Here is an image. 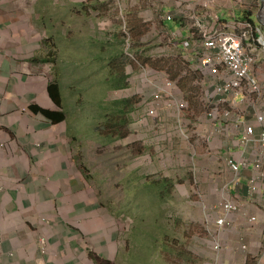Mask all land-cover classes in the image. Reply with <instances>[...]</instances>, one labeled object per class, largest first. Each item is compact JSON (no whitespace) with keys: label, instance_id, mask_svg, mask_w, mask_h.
<instances>
[{"label":"rangeland","instance_id":"rangeland-1","mask_svg":"<svg viewBox=\"0 0 264 264\" xmlns=\"http://www.w3.org/2000/svg\"><path fill=\"white\" fill-rule=\"evenodd\" d=\"M19 1L11 3L10 9H17L10 15L20 25L8 28L17 32L9 38L15 37L21 45L24 39H38L29 47L31 56L23 57L26 68L20 79L25 82L20 84L32 88L34 102L47 107L53 106L48 85L64 84L68 119L61 128L66 127L70 146L58 140L43 152L72 153L77 169L74 178L87 190V203L76 211L89 213V231L99 229L97 249L107 253L99 258L111 264H264V208L256 202L246 211L241 207L240 183L227 164L236 150L233 140L227 128L217 127L219 120L211 116L214 92L204 89L201 76L188 67L191 52L184 57L181 46L169 41L170 30L165 26L169 23L163 25L162 18L166 4L162 0ZM233 2L237 8L232 9L229 0H218L220 9L216 10L229 5L230 10L221 16L230 20L233 10H239L238 18L243 12L252 13L264 37L262 1ZM173 3L177 5L176 0ZM136 35L140 42L134 47ZM13 42L9 40L10 47L1 44L0 51L8 47L6 52H13ZM260 48L256 64L264 62V44ZM118 51L129 58L124 69L118 68L129 75V86L109 91L107 81L113 68H108V58ZM44 58L50 61L44 63ZM262 67L264 73V63ZM0 74L12 75L4 68ZM164 76L175 84L174 94L184 98L186 107L178 114L160 102L157 113L149 115V108L156 105L152 85L162 86ZM68 86L81 93L70 94ZM128 98L136 100L128 112L129 133L109 141L104 125L109 111L105 109ZM263 102L264 94L246 96L242 107L221 106L220 118L227 119L223 117L226 112L228 118L246 114V127L255 126L256 111L264 112ZM245 152H264V147H247ZM245 172L243 180L252 176L250 169ZM164 183L168 185L165 190ZM228 198L238 210L217 229L214 221L222 215L220 204ZM261 202L264 206V189ZM253 216L256 220L250 223ZM101 220L104 226L99 228ZM244 243L245 250L241 249Z\"/></svg>","mask_w":264,"mask_h":264},{"label":"crops","instance_id":"crops-1","mask_svg":"<svg viewBox=\"0 0 264 264\" xmlns=\"http://www.w3.org/2000/svg\"><path fill=\"white\" fill-rule=\"evenodd\" d=\"M229 1L233 9L235 4L233 0ZM12 2L13 0H0V45L10 47L9 40L14 41L11 43L14 46L13 52H6L8 47L5 52L0 51V70L4 68L12 73L8 77L7 74H0V264H94L89 253L100 258L107 253L97 249L96 233L99 229L96 227L95 232H92L87 227L91 220L89 213L85 211L81 214L76 211L87 203L84 196L87 190L82 188L79 178H74V170L77 172V169L73 164L72 153L43 152L53 148L58 140L69 144L67 129L61 128V124L54 125L44 115L33 112L30 109L32 105L51 110L56 107L54 104L51 107L43 106L40 101L35 103L34 90L28 85L20 84L25 82L20 79V72L23 67L26 68L23 57L31 56L32 50L29 47L38 43V39H24L22 41L25 44L21 45L14 40L15 37L9 38V35H17V32L16 29L8 28L20 25L10 15L17 9H10ZM166 6L172 11L177 5L172 1ZM216 8L217 5L214 10L220 16L222 11L230 10L229 5L218 11ZM237 11L239 10L231 13L234 18ZM221 18L230 22L228 18ZM169 25L172 29H179L180 22L174 24L175 27L171 22ZM261 58L264 60V56ZM263 63L259 61L255 64L253 73L261 81L264 94ZM8 64L12 65L11 68H7ZM8 79L14 83V87H9ZM39 96L43 100L44 94ZM240 106H243V102L238 107ZM262 107L264 109V102ZM24 110L27 112L24 113ZM30 120L31 123L28 124ZM217 123V127L227 128L229 139L233 140L236 150L230 154L239 157L245 150L241 142L242 136L249 127H246V114H236L234 117L231 115L225 122ZM255 127L258 134L259 129ZM67 150L70 149H65ZM246 153L251 162L260 153L264 157V152ZM252 170L251 167L250 171ZM243 176L239 180L242 209L248 210L253 207L254 202L264 208L261 202L264 184L257 194L250 195V178L243 180ZM92 200L93 203L96 202L94 198ZM103 223L101 220L99 228ZM40 240L44 241L43 246L40 245Z\"/></svg>","mask_w":264,"mask_h":264},{"label":"built area","instance_id":"built-area-1","mask_svg":"<svg viewBox=\"0 0 264 264\" xmlns=\"http://www.w3.org/2000/svg\"><path fill=\"white\" fill-rule=\"evenodd\" d=\"M217 1L176 0L177 6L172 11L170 7L164 5L162 18L163 23L173 22L176 18L179 20V29H169V41L181 46L184 57L188 51L191 52L188 67L194 74L201 76L199 82L204 89L214 92V99L210 101V107L214 110L211 116L225 122L226 119L220 118L221 106L237 108L246 96L263 94L261 81L254 75L253 68L257 61V53L261 49L260 45L264 44V37L261 35V29L248 21L238 20L237 17L230 22L222 19L214 10ZM236 1L242 3L241 0ZM162 2L169 4V1ZM127 35L129 41L131 37L129 33ZM175 87V84L165 76L162 86L152 85L156 105L149 108V115L157 113L160 102L164 103V107L174 108L181 114L186 103L182 96L181 98L175 96ZM229 115L230 113L226 112L223 117L228 118ZM256 115L255 126L258 127L259 133H256L255 126L248 127L247 133L253 137L247 134L242 137L244 153L239 157L227 158V164L237 180H240L251 166V160L245 157L246 148L264 147V112H258ZM252 168L248 186L250 195L254 196L264 184V157L261 153L253 160ZM220 210L221 217L214 221L217 229L225 226L227 218L238 210V205L233 203L232 198L224 199L220 204ZM255 220V216L248 219L250 223ZM42 244L44 245L43 240ZM241 249H246L245 243L241 245Z\"/></svg>","mask_w":264,"mask_h":264},{"label":"trees","instance_id":"trees-1","mask_svg":"<svg viewBox=\"0 0 264 264\" xmlns=\"http://www.w3.org/2000/svg\"><path fill=\"white\" fill-rule=\"evenodd\" d=\"M238 20H243V21H248L250 23H252L253 25H255L253 19H252V13L250 12H243L242 13V17L238 18ZM179 20L176 18L172 24L173 27H175L174 24H176ZM170 23V22H169ZM136 25V23H135ZM167 28L172 29V27H170L169 24H165ZM127 36V35H126ZM137 38V35H136ZM133 41V40H132ZM140 42V40H135L134 38V47L135 46H139L138 43ZM98 59L104 60L103 56H98ZM109 61H108V68H113V70L115 71H111L110 69H108L106 66V68L108 70H110L109 75L111 76L110 80L107 81L109 82V86L107 88V90L109 91H117V90H123V89H127L129 86V75L124 71V70H119V67H124L127 64L128 61V56H126V54L124 53V51L121 52H114V54H111L109 56ZM42 62L46 63L49 62L50 60L48 58H44L41 60ZM101 62V61H99ZM99 65V63H98ZM103 65V64H101ZM82 82V81H81ZM72 88V90H71ZM48 92L49 95L52 99V101L55 103V105L57 106V110L55 111H51L48 109H42L36 105H32L30 107V109L35 112V113H41L42 115H44L45 117H47L48 119H50L52 121V123L57 124V123H61L63 121H67L68 116H67V106H68V98L66 96V92L64 91V84L61 81H56V82H51L48 86ZM68 92L71 94L74 93H81V92H77V88L76 87H70L68 86ZM108 94V93H107ZM106 94V95H107ZM135 98H128V99H121V101H115L109 104V106H111L110 108H104L105 110H108L109 112L107 114L104 115V125L106 128V131L108 133L107 138L110 139L109 141L113 140V139H121V138H125L127 137L129 131H128V127H129V120H128V112H130L131 110H133V108L135 107L136 104V100ZM164 190L166 189V187H168L167 183H164L163 185ZM90 259L92 262H94L95 264H111L110 262L100 259L99 257H97L95 254L93 253H89Z\"/></svg>","mask_w":264,"mask_h":264},{"label":"clouds","instance_id":"clouds-1","mask_svg":"<svg viewBox=\"0 0 264 264\" xmlns=\"http://www.w3.org/2000/svg\"><path fill=\"white\" fill-rule=\"evenodd\" d=\"M163 25H164V23H163ZM166 26V25H165ZM126 33V32H125ZM126 35H127V33H126ZM131 37V36H130ZM127 38H128V35H127ZM131 40V39H130ZM49 86V85H48ZM124 90V89H123ZM48 92V91H47ZM48 95H49V92H48ZM49 97H50V95H49ZM50 100L52 101V99H51V97H50ZM52 103L55 105V103L52 101ZM36 106H38V107H40V108H42V109H47V108H43V107H41V106H39V105H36ZM55 107H56V109L55 110H57L58 108H57V106L55 105ZM48 110H51V109H48ZM55 110H51V111H55ZM41 114V113H40ZM47 118V117H46ZM50 120V119H49ZM51 121V120H50ZM52 122V121H51ZM65 122H67V121H63V122H61V123H57V124H54V125H58V124H63V123H65Z\"/></svg>","mask_w":264,"mask_h":264},{"label":"water","instance_id":"water-1","mask_svg":"<svg viewBox=\"0 0 264 264\" xmlns=\"http://www.w3.org/2000/svg\"><path fill=\"white\" fill-rule=\"evenodd\" d=\"M261 1H262V9H263V8H264V0H261ZM262 9H261V10H262Z\"/></svg>","mask_w":264,"mask_h":264},{"label":"bare ground","instance_id":"bare-ground-1","mask_svg":"<svg viewBox=\"0 0 264 264\" xmlns=\"http://www.w3.org/2000/svg\"><path fill=\"white\" fill-rule=\"evenodd\" d=\"M262 17H263V23H264V9H263V14H262Z\"/></svg>","mask_w":264,"mask_h":264}]
</instances>
